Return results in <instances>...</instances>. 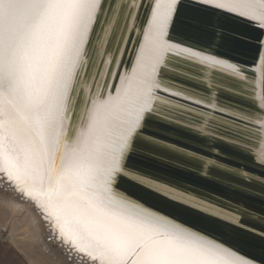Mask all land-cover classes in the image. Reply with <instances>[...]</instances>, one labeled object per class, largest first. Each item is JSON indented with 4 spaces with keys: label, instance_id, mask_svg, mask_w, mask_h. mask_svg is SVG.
<instances>
[{
    "label": "water",
    "instance_id": "water-1",
    "mask_svg": "<svg viewBox=\"0 0 264 264\" xmlns=\"http://www.w3.org/2000/svg\"><path fill=\"white\" fill-rule=\"evenodd\" d=\"M156 1L135 0L134 8L124 7L128 0L104 3L89 37V63L77 68L73 80L67 121L72 132L88 100L115 95L122 76L133 71ZM164 33L167 45L230 63L238 74L167 50L154 79L162 89H152L158 99L151 101L153 111L125 159L128 174L118 176L115 188L133 203L264 264V13L260 21L213 3L178 0Z\"/></svg>",
    "mask_w": 264,
    "mask_h": 264
},
{
    "label": "snow or ice",
    "instance_id": "snow-or-ice-1",
    "mask_svg": "<svg viewBox=\"0 0 264 264\" xmlns=\"http://www.w3.org/2000/svg\"><path fill=\"white\" fill-rule=\"evenodd\" d=\"M105 2L0 0V132L7 142L5 153L18 149L23 153L22 161L20 155H16L6 163L25 173L35 171L36 165L46 168L47 186L36 195L47 200L50 209L61 175L74 173L81 177L80 191L88 198L82 200L80 211L91 215L95 223L89 220H77V223L95 241L99 255H89L100 264H251L250 260L214 238L191 231L133 203L115 188L118 176L128 174L125 159L143 129L146 114L153 111L149 100L158 99L151 87L148 98L142 103L130 98L115 113L106 116V136L102 141L97 137L90 154L99 163L86 164L77 159L75 151L65 150L72 146L80 147L83 152L82 146L97 133L101 111L111 105L107 99H100L99 103L89 99L91 107L82 114L78 134L74 130L69 137L63 129L64 122L71 119L70 94H76L73 87V80L78 77L76 70L89 63L88 57L92 54L89 37L94 32V25L100 23ZM254 2L264 11V0ZM175 4L176 0H171L169 12L161 19L157 3L146 40L153 28H159V36L165 34L163 29L172 19ZM124 7L134 8L135 0H128ZM216 7L224 5L217 4ZM115 23L114 19L112 25ZM112 25H108L109 29ZM86 46L89 52L85 51ZM173 48L177 46L168 45L167 50ZM173 54L207 68L237 73L232 64L189 48L178 47ZM140 59L138 56V62ZM154 86L162 89L159 81ZM94 169L104 173L100 187L89 180ZM135 179L141 185L154 187L157 192H166L144 177ZM173 199L181 197L173 195ZM95 201L124 219L113 217L114 223L105 224L103 218L107 213ZM56 220L60 235L64 236L60 217ZM153 233L169 239H155Z\"/></svg>",
    "mask_w": 264,
    "mask_h": 264
},
{
    "label": "bare ground",
    "instance_id": "bare-ground-1",
    "mask_svg": "<svg viewBox=\"0 0 264 264\" xmlns=\"http://www.w3.org/2000/svg\"><path fill=\"white\" fill-rule=\"evenodd\" d=\"M208 2L224 5L229 10L263 21L264 11L254 0H208ZM157 3L160 17L163 19L169 12L168 5L171 0H157L154 9H157ZM173 11L174 9L172 13ZM168 26L163 29L164 32ZM148 33L149 27L146 29V34ZM167 48V43L162 36H159V28H153L149 39L143 40L138 53L141 59L139 62L136 59L133 71L127 76H122L115 95L107 94L105 99L111 101V105L101 111L96 135L89 139L87 145L82 146L83 152L80 147L72 146L65 149L67 152L75 151L78 154L77 159L86 164L99 163L90 154L95 147L97 137L102 141L106 136L105 125L108 123L106 116L115 113L130 98H136L138 103L148 98L149 87L152 91L156 69L164 58ZM99 100L100 98L93 99L97 103ZM151 101L149 100L150 103ZM63 129L67 131L69 137L72 136L73 132L69 129L67 121L64 122ZM78 131L79 127L77 134ZM3 135L0 132V225L3 229L11 226V239L18 250L26 255L31 264H100L99 261H93L89 255V253L99 255L95 241L83 231L81 224L77 223V220H89L95 223L91 215L80 211L82 200L88 198L86 193L80 191L81 177L74 173L61 175L52 197L53 207L50 209L48 201L36 195L47 186L46 168L43 165H36L35 171L30 170L25 173L17 171L6 163L7 159L16 155H20L22 161L23 153L19 152V149L16 152L5 153L7 142L3 140ZM103 177L104 173L98 169H94L89 174L90 182L96 187L102 186ZM95 204L107 213L103 218L105 224L114 223L113 217L124 219L119 217V213L106 209L99 201H95ZM57 216L60 217V223L64 227V236L60 235V229L57 227ZM153 236L161 241L169 239L155 233Z\"/></svg>",
    "mask_w": 264,
    "mask_h": 264
},
{
    "label": "rangeland",
    "instance_id": "rangeland-1",
    "mask_svg": "<svg viewBox=\"0 0 264 264\" xmlns=\"http://www.w3.org/2000/svg\"><path fill=\"white\" fill-rule=\"evenodd\" d=\"M81 252V251H80ZM83 252H86L83 250ZM82 252V253H83ZM0 264H31L26 255L11 239V226L0 225Z\"/></svg>",
    "mask_w": 264,
    "mask_h": 264
}]
</instances>
